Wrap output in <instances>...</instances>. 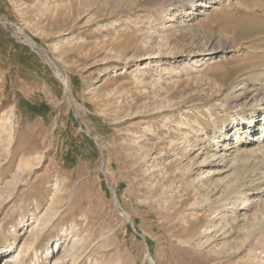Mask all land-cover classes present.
Segmentation results:
<instances>
[{
    "label": "rangeland",
    "instance_id": "1",
    "mask_svg": "<svg viewBox=\"0 0 264 264\" xmlns=\"http://www.w3.org/2000/svg\"><path fill=\"white\" fill-rule=\"evenodd\" d=\"M263 140L264 0H0V264H264Z\"/></svg>",
    "mask_w": 264,
    "mask_h": 264
},
{
    "label": "bare ground",
    "instance_id": "2",
    "mask_svg": "<svg viewBox=\"0 0 264 264\" xmlns=\"http://www.w3.org/2000/svg\"><path fill=\"white\" fill-rule=\"evenodd\" d=\"M181 127V126H180ZM185 139V138H184ZM264 141V140H263ZM262 141V142H263ZM172 144H173V142H172ZM264 155V154H263ZM23 163H25L28 167H30V166H32V164H31V160L30 159H28V157L27 158H25V159H23V162H21V161H19L18 162V164H19V168L20 167H23ZM56 246H59V242L58 243H56ZM59 250V249H58ZM56 251H57V249H56ZM21 252H22V250H21ZM20 252V254H18V255H16V256H11L10 258L12 259L11 261H10V263L11 264H15L18 260H20V261H22V253ZM24 255V254H23ZM15 257H16V259H15ZM24 260V259H23ZM23 262V261H22ZM151 262H153L152 261V259H151ZM21 263V262H20Z\"/></svg>",
    "mask_w": 264,
    "mask_h": 264
},
{
    "label": "water",
    "instance_id": "3",
    "mask_svg": "<svg viewBox=\"0 0 264 264\" xmlns=\"http://www.w3.org/2000/svg\"><path fill=\"white\" fill-rule=\"evenodd\" d=\"M150 261V264H153V262H151V260H149Z\"/></svg>",
    "mask_w": 264,
    "mask_h": 264
}]
</instances>
